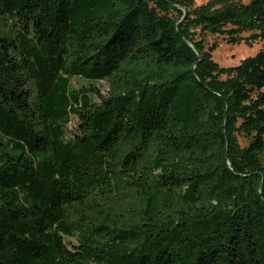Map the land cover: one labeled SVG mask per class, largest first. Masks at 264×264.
Here are the masks:
<instances>
[{"label":"trees","instance_id":"1","mask_svg":"<svg viewBox=\"0 0 264 264\" xmlns=\"http://www.w3.org/2000/svg\"><path fill=\"white\" fill-rule=\"evenodd\" d=\"M209 35L264 0H0V264H264V47Z\"/></svg>","mask_w":264,"mask_h":264},{"label":"rangeland","instance_id":"2","mask_svg":"<svg viewBox=\"0 0 264 264\" xmlns=\"http://www.w3.org/2000/svg\"><path fill=\"white\" fill-rule=\"evenodd\" d=\"M213 0H194V6H199L201 4H206ZM243 3L248 2L249 0H241ZM207 41L217 42L216 48L211 53V59L215 61L219 67H230L237 65L242 62V60L247 57L255 55L261 48L264 47V40L256 41H246L241 40L237 43H227L220 36H207ZM85 81L81 78H71V84L73 87L77 88L80 85L84 84ZM96 85L98 89L105 93L107 90V85L103 80L97 81ZM74 122V120H73ZM238 140L241 146L245 145V141L241 136H238Z\"/></svg>","mask_w":264,"mask_h":264}]
</instances>
